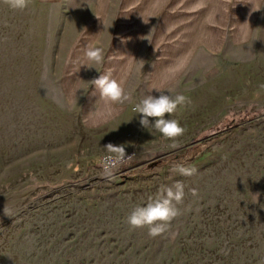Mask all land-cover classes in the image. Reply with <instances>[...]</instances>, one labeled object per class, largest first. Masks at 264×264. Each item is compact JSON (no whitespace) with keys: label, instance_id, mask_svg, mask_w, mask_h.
Wrapping results in <instances>:
<instances>
[{"label":"rangeland","instance_id":"1","mask_svg":"<svg viewBox=\"0 0 264 264\" xmlns=\"http://www.w3.org/2000/svg\"><path fill=\"white\" fill-rule=\"evenodd\" d=\"M87 1L19 11L0 0V264H264V7L252 32L224 33L223 48L198 52L164 93L190 102L166 114L186 130L172 149L133 111L146 58L133 107L112 121L96 126L80 107L94 70L69 101L64 61ZM108 143L136 155L106 160ZM173 162L197 171L182 176ZM177 182L185 197L168 233L129 227L136 206Z\"/></svg>","mask_w":264,"mask_h":264},{"label":"crops","instance_id":"2","mask_svg":"<svg viewBox=\"0 0 264 264\" xmlns=\"http://www.w3.org/2000/svg\"><path fill=\"white\" fill-rule=\"evenodd\" d=\"M88 19L78 30L65 59L64 88L69 101L91 80L111 73L127 94L142 58L148 60L141 96L167 92L200 51L217 53L224 33L252 32L264 0H88ZM86 47H100L102 64L89 62ZM67 63L73 67L67 72ZM94 125L112 121L133 107L113 104L89 84L80 105Z\"/></svg>","mask_w":264,"mask_h":264},{"label":"clouds","instance_id":"3","mask_svg":"<svg viewBox=\"0 0 264 264\" xmlns=\"http://www.w3.org/2000/svg\"><path fill=\"white\" fill-rule=\"evenodd\" d=\"M5 2L12 10L23 11L29 6V0H5ZM84 55L91 63L102 64L104 61V52L100 47H86ZM90 83L107 102L123 104L130 99L121 82L112 78L111 73L99 75ZM188 103L190 102L187 97L182 94L174 97L164 93L158 96L148 94L134 106L133 111L140 115L139 124L143 128L151 127L158 131L164 138L172 141L168 147L175 149L179 147L178 138L183 136L186 130L178 120L165 117L166 114L174 113L179 106ZM150 118L153 122H150ZM103 147L107 152L104 159L114 160L121 164L133 159L136 155L134 152L128 153L124 144L108 143ZM67 167H72L71 162L67 164ZM172 170L189 177L197 171L195 167L180 162H173ZM104 175L111 179L114 176V170L106 168ZM190 191L192 196L198 195L196 189ZM184 197L185 186L182 182H177L172 186H162L155 196L149 197L144 206H136L131 211L127 217V223L132 229L146 227L148 235L152 238L166 234L170 231L172 221L182 214L179 205L183 203Z\"/></svg>","mask_w":264,"mask_h":264},{"label":"built area","instance_id":"4","mask_svg":"<svg viewBox=\"0 0 264 264\" xmlns=\"http://www.w3.org/2000/svg\"><path fill=\"white\" fill-rule=\"evenodd\" d=\"M114 164H115V163H113V162H107L106 165H107L108 167H112V166H114Z\"/></svg>","mask_w":264,"mask_h":264},{"label":"trees","instance_id":"5","mask_svg":"<svg viewBox=\"0 0 264 264\" xmlns=\"http://www.w3.org/2000/svg\"><path fill=\"white\" fill-rule=\"evenodd\" d=\"M235 125V123H232V127ZM234 129V128H233Z\"/></svg>","mask_w":264,"mask_h":264}]
</instances>
